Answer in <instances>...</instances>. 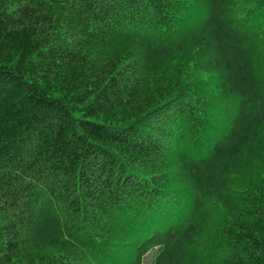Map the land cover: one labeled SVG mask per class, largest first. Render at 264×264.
<instances>
[{
    "label": "trees",
    "instance_id": "obj_1",
    "mask_svg": "<svg viewBox=\"0 0 264 264\" xmlns=\"http://www.w3.org/2000/svg\"><path fill=\"white\" fill-rule=\"evenodd\" d=\"M264 264V0H0V264Z\"/></svg>",
    "mask_w": 264,
    "mask_h": 264
},
{
    "label": "rangeland",
    "instance_id": "obj_2",
    "mask_svg": "<svg viewBox=\"0 0 264 264\" xmlns=\"http://www.w3.org/2000/svg\"><path fill=\"white\" fill-rule=\"evenodd\" d=\"M156 252L157 250H152L150 251L144 258V262L143 264H152L154 258H155V255H156Z\"/></svg>",
    "mask_w": 264,
    "mask_h": 264
}]
</instances>
